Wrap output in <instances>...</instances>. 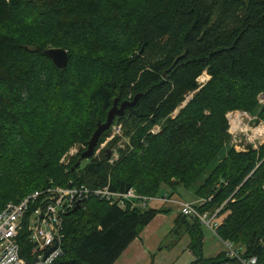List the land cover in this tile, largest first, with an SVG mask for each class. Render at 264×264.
I'll return each instance as SVG.
<instances>
[{
	"label": "trees",
	"instance_id": "16d2710c",
	"mask_svg": "<svg viewBox=\"0 0 264 264\" xmlns=\"http://www.w3.org/2000/svg\"><path fill=\"white\" fill-rule=\"evenodd\" d=\"M48 48L67 50L64 67ZM204 70L209 79L198 87ZM261 92L264 0H0V209L49 184L156 198L162 185L168 197L192 189L211 197L193 205L216 212L220 242L264 264V143L236 151L226 118L238 109L264 121ZM136 95L113 118L123 136L113 163L106 150L59 162L71 144L87 143L115 99ZM162 206L90 195L63 216L53 264H113L157 213L169 212ZM203 225L179 210L168 247L187 234V264H242L224 250L205 257ZM18 237L29 259L28 233Z\"/></svg>",
	"mask_w": 264,
	"mask_h": 264
},
{
	"label": "built area",
	"instance_id": "2783aa9c",
	"mask_svg": "<svg viewBox=\"0 0 264 264\" xmlns=\"http://www.w3.org/2000/svg\"><path fill=\"white\" fill-rule=\"evenodd\" d=\"M208 78L209 75L204 70L196 79L198 87L202 86ZM257 100L258 103L264 104V92L259 93ZM226 118L230 142L236 151H246L249 147L257 149L264 143V139L260 141L264 133L261 136V132H259L257 141H248L247 143L241 139V133L237 134L236 125L240 124V129L245 124H248V121L251 122L253 120V117L247 111L231 110L227 112ZM244 137L247 138L245 134ZM235 138L238 141H235ZM111 155H115V153ZM90 195L105 199L112 204L117 203L120 207L124 206V200L131 202V207L141 208H144V204L149 201V197L139 195L133 188L125 191H114L109 190L108 185L90 189L86 185L61 186L49 184L42 190H35L29 193L17 202L6 203L0 209V264H28L27 262L33 259H36L33 264H53V261L60 254L63 216L71 209L76 208V206H80ZM210 198H200L196 203H203ZM157 199L177 202L167 195ZM193 204L181 201L177 206L182 213L199 218L216 235V228L219 224V222L213 220L216 212L211 215L208 212L199 214ZM21 222L23 223L21 224ZM24 222L27 223L28 238L32 243L29 259H25L19 245L18 235ZM211 223H213V227H211ZM55 244L56 248L44 257L46 251ZM222 244L226 247L224 251L227 256L237 257L242 264H256L257 259L255 256L248 258L239 257L237 250L233 249L235 247L232 243L223 241Z\"/></svg>",
	"mask_w": 264,
	"mask_h": 264
},
{
	"label": "crops",
	"instance_id": "0c3cea01",
	"mask_svg": "<svg viewBox=\"0 0 264 264\" xmlns=\"http://www.w3.org/2000/svg\"><path fill=\"white\" fill-rule=\"evenodd\" d=\"M162 192L161 194L168 195V190H163ZM171 197L192 203H196L200 199L192 196L191 199L184 200L178 197L176 192ZM149 206L158 208L161 205L157 202L156 205ZM164 207L169 208V212L157 213L143 227L139 235L129 243L113 264H175L181 259L182 264H187L191 260V254L187 250L189 242L187 234L181 235L171 247H168V244L172 242V238L168 234L173 227L179 208L174 204L165 205ZM171 256H174L173 258L175 259H171Z\"/></svg>",
	"mask_w": 264,
	"mask_h": 264
},
{
	"label": "rangeland",
	"instance_id": "374dc122",
	"mask_svg": "<svg viewBox=\"0 0 264 264\" xmlns=\"http://www.w3.org/2000/svg\"><path fill=\"white\" fill-rule=\"evenodd\" d=\"M189 97L190 96L186 97V100ZM186 100L182 103V106L186 103ZM258 104H259V106L264 105V104H260V103H258ZM176 111L177 110H175L172 114L175 115ZM248 113L250 114V116L253 117V120L251 122L248 121V124H245L240 129H239L240 124L236 125V127H235L237 134L241 133V139L243 141H245L246 143L248 141H250V142L257 141L258 133L261 132V136H263V133H264V126H261V125H264V121L259 119L257 114H253L251 112H248ZM244 134L247 136V138L244 137ZM122 137L123 136H122V131H121V125L120 124H116V123L112 124L111 131H110L109 135L107 137H105L99 144L97 142L96 145L94 146V152H93L92 156L93 157H98L100 155V152L106 150V153H107V150H108V152H109V154H108V162L109 163H113L118 158V149L122 147V140H123ZM113 139H117V141L112 145L113 148H111V146H109V143ZM263 139H264V136L261 137L260 141H262ZM235 141H238V140L235 138ZM86 148H87V143L86 142H75V143L71 144L68 147V149L63 153V155L61 156L59 162L62 163L63 165H69L71 160L77 154H79L80 151L82 152V151L86 150ZM224 152H225V149L222 150V153H224ZM112 153H115V155H111ZM89 158L90 157H88V158H80L79 160H77L76 164H78L80 161L82 163H84ZM211 166H212V164L207 167L205 172L199 178V180H198L199 182L203 180V178L208 173V171H209ZM167 188H166L165 185H162L161 188L158 191V195L162 196L163 194H161V193H163L162 192L163 190L164 191H167V190L169 191V188L168 189ZM263 188H264V185H263ZM176 195L178 197L184 199V200L191 199V197L194 196L192 189H186V188H182V187H179L177 189ZM156 197H157V195H156ZM156 197H149V202L150 203L152 202V204H150L149 202L147 204L145 203L144 207H149V205H154V204L156 205L157 202H159L163 206L169 205V204H174L175 206H177V204L181 203V200H179L177 198H174V197H172V198L175 199L177 202L162 201L160 199H157ZM158 198H160V197H158ZM182 202H186V201H182ZM215 220H217V219H215ZM220 222L221 221H219V224H220ZM22 223L23 222H21V224ZM210 225H211V227H213V223H211ZM22 230H25L28 233L27 223L26 222H24L23 227H21V231ZM203 232H204V238H205V242L203 244V255L205 257H209V256L215 255L220 249L221 250L226 249V247L220 242V240L216 237V235H214L209 230V228L206 227V225H203ZM233 249L236 250L235 248H233ZM173 257L174 256H171V259ZM174 259L175 258H173V260ZM175 264H182V259L178 260Z\"/></svg>",
	"mask_w": 264,
	"mask_h": 264
},
{
	"label": "water",
	"instance_id": "95a60500",
	"mask_svg": "<svg viewBox=\"0 0 264 264\" xmlns=\"http://www.w3.org/2000/svg\"><path fill=\"white\" fill-rule=\"evenodd\" d=\"M44 53L52 60L53 64L57 68H62L67 63V60H68L67 50H65L63 48H48L44 51ZM136 99H137V95L134 96L132 101H123V102L119 103V105L116 104V99L114 100L111 108L107 112L105 121L97 123V128L95 129V131L92 133L90 139L88 140L86 150H84L80 154V158H88V157H91L93 155L94 146L96 145L100 134L104 130H106L110 127V125L113 121V118L116 115L121 114L123 112V110L125 109V107L133 105L135 103ZM108 154H109V152L107 150V156H108ZM55 248H56V244L46 251L44 257H46ZM35 261H36V259H33L31 261H28L27 263L33 264Z\"/></svg>",
	"mask_w": 264,
	"mask_h": 264
},
{
	"label": "bare ground",
	"instance_id": "6f19581e",
	"mask_svg": "<svg viewBox=\"0 0 264 264\" xmlns=\"http://www.w3.org/2000/svg\"><path fill=\"white\" fill-rule=\"evenodd\" d=\"M99 201V200H98Z\"/></svg>",
	"mask_w": 264,
	"mask_h": 264
}]
</instances>
